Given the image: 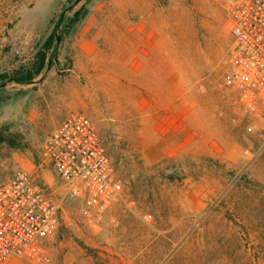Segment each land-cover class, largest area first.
<instances>
[{
  "label": "rangeland",
  "instance_id": "rangeland-1",
  "mask_svg": "<svg viewBox=\"0 0 264 264\" xmlns=\"http://www.w3.org/2000/svg\"><path fill=\"white\" fill-rule=\"evenodd\" d=\"M75 1L0 0V185L26 170L61 193L42 149L84 112L125 191L101 229L65 203L49 264H264V141L225 83V0H82L58 29Z\"/></svg>",
  "mask_w": 264,
  "mask_h": 264
},
{
  "label": "built area",
  "instance_id": "built-area-1",
  "mask_svg": "<svg viewBox=\"0 0 264 264\" xmlns=\"http://www.w3.org/2000/svg\"><path fill=\"white\" fill-rule=\"evenodd\" d=\"M230 27L225 83L244 113L261 122L264 141V0H225ZM41 170L53 183L26 170L0 185V264H49L47 241L61 226L64 205L79 204L92 229H101L125 191L94 121L74 112L45 142Z\"/></svg>",
  "mask_w": 264,
  "mask_h": 264
},
{
  "label": "trees",
  "instance_id": "trees-1",
  "mask_svg": "<svg viewBox=\"0 0 264 264\" xmlns=\"http://www.w3.org/2000/svg\"><path fill=\"white\" fill-rule=\"evenodd\" d=\"M77 21V20H75ZM54 42V38L51 37L46 45V47L52 46ZM50 50V49H47ZM41 60H40V64L38 65L35 73H27L25 75L22 74H18L15 77H13V81L20 83V84H30L34 78L38 75H40L42 73V71L44 70L45 66H46V54L45 53H41Z\"/></svg>",
  "mask_w": 264,
  "mask_h": 264
},
{
  "label": "water",
  "instance_id": "water-1",
  "mask_svg": "<svg viewBox=\"0 0 264 264\" xmlns=\"http://www.w3.org/2000/svg\"><path fill=\"white\" fill-rule=\"evenodd\" d=\"M82 0H76L75 3L73 5H70L61 15L60 17V20H59V23H58V29L61 28L63 22H64V19H65V16L68 12L72 11L74 7H76ZM57 44H59V38L57 40ZM51 67V61L49 62V65H48V70L50 69Z\"/></svg>",
  "mask_w": 264,
  "mask_h": 264
}]
</instances>
